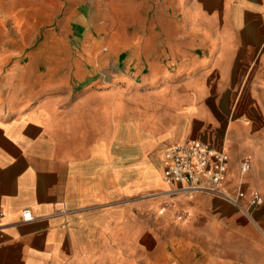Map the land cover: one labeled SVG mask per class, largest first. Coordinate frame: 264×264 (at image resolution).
Listing matches in <instances>:
<instances>
[{
  "label": "crops",
  "instance_id": "obj_1",
  "mask_svg": "<svg viewBox=\"0 0 264 264\" xmlns=\"http://www.w3.org/2000/svg\"><path fill=\"white\" fill-rule=\"evenodd\" d=\"M179 4L164 41L120 34L101 61L74 64L84 89L39 95L30 71L0 83V264H264L241 206L169 197L159 167L192 139L224 149L227 190L257 189L263 219L264 0ZM116 55L108 76L92 74Z\"/></svg>",
  "mask_w": 264,
  "mask_h": 264
},
{
  "label": "rangeland",
  "instance_id": "obj_2",
  "mask_svg": "<svg viewBox=\"0 0 264 264\" xmlns=\"http://www.w3.org/2000/svg\"><path fill=\"white\" fill-rule=\"evenodd\" d=\"M179 1L0 0V83L6 75L18 81L30 71V87L39 95L84 89L88 74L75 76L74 64H86L91 51L101 61L105 52L114 50L120 34L127 45L151 36L153 41H164L165 23L179 13ZM116 58L110 56L92 74L108 76L117 67ZM87 64L92 69L91 61ZM245 216L264 233V217L260 220L255 210Z\"/></svg>",
  "mask_w": 264,
  "mask_h": 264
},
{
  "label": "built area",
  "instance_id": "obj_3",
  "mask_svg": "<svg viewBox=\"0 0 264 264\" xmlns=\"http://www.w3.org/2000/svg\"><path fill=\"white\" fill-rule=\"evenodd\" d=\"M249 165V158L241 162V171ZM228 154L224 149L215 148L201 140H189L175 144L164 150L160 162V172L167 184L169 197L183 194L191 197L197 192L205 193L233 202L251 214L263 202L262 194L253 189L249 194L238 186L234 193L226 188ZM246 198V205L240 203ZM172 203V202H170ZM177 216H186V211H175ZM24 220L32 218L30 210L22 212Z\"/></svg>",
  "mask_w": 264,
  "mask_h": 264
}]
</instances>
